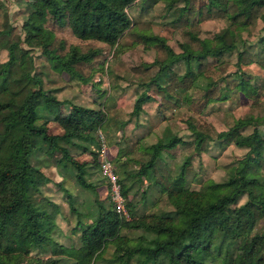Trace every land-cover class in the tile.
<instances>
[{"label": "trees", "instance_id": "16d2710c", "mask_svg": "<svg viewBox=\"0 0 264 264\" xmlns=\"http://www.w3.org/2000/svg\"><path fill=\"white\" fill-rule=\"evenodd\" d=\"M136 1L32 0L20 24L22 40L38 47L46 60L80 82L91 83L92 74L102 69L106 54L126 31L132 40L152 46L154 51L150 61L130 66L141 88L133 98L129 116H138L142 104L155 100V96L159 109L173 107L180 92L199 80L203 82V91L197 110L237 91L249 99L245 114L229 115L224 127L217 130L190 119L189 140L169 133L139 147L128 138H123L122 145L117 138H110L115 150L108 159L115 173L113 160L121 168L116 180L130 217L113 210L106 191L105 202L102 197L93 198L92 204L86 203L91 219L82 220L84 211L72 204L71 194L60 186L68 193L69 208L76 214L72 229L78 230L79 240L76 246L65 245L54 239L53 231L44 229L47 223L55 224L58 203L42 194L43 201L28 195V186L41 193L45 180H41L44 174L38 163L30 159L28 141L39 139L35 150L44 148L46 159L68 166L78 185L94 190L96 184L87 180L85 174L91 172L90 167L96 166L100 171L96 154L101 138L97 130L103 135L106 149L108 135L102 127L109 116L102 106L69 102L64 113L51 115L61 131L48 132L49 116L40 112L39 104L47 106L49 100H60L46 96L39 102L42 80L38 70L32 68L29 55L27 61L18 60L12 44H8L7 58L0 66V264H62L56 257L34 258V263L27 260L31 247L41 240L50 243L52 253L71 259L65 264H92L108 243L113 245L106 257L111 264H119L122 258L124 262L132 259L135 264H145L149 257L160 253L166 255L165 264H232L236 252L242 249L244 256L239 264H246L248 256L253 258L251 264H264L259 243L264 233L253 230L258 220L264 221V132L258 128L264 116V101L255 96L257 86L250 68L240 67L252 61L264 66V0H163L165 9H170V27L155 32L131 29L133 20L126 9ZM212 16L222 17L224 24L204 41L199 36L198 21ZM257 18L263 21V32L251 51L242 32L250 34ZM1 20L0 8V28ZM174 31L179 35L178 50L166 41ZM233 49V73H219L216 65L224 52ZM178 62L181 69L174 67ZM151 65L155 66L152 71ZM127 120L118 121L116 130ZM211 140L219 148L230 142L246 147L232 161L224 178H203L196 187L190 186L196 175L190 154L183 156L173 174L167 173L162 151L171 155L178 145L191 144L193 152L199 153ZM90 146L95 149L89 151ZM71 147L91 152L93 164L73 157ZM143 180L145 184L139 191L141 203L153 204L156 196L150 194L157 190L164 193L169 207L134 214L132 202L125 195L133 183ZM177 213L186 217L185 224L174 225ZM126 229L139 232L132 235Z\"/></svg>", "mask_w": 264, "mask_h": 264}, {"label": "rangeland", "instance_id": "374dc122", "mask_svg": "<svg viewBox=\"0 0 264 264\" xmlns=\"http://www.w3.org/2000/svg\"><path fill=\"white\" fill-rule=\"evenodd\" d=\"M32 0H0V8L2 9V20L0 28V66L7 58V45L12 44V50L18 60H28V55L31 57V66L34 70H38V75L42 80V93L39 96V102L44 100L46 96L60 100L56 102L49 100V104L44 106L39 104L40 112L49 116L47 119L48 132L59 133L61 127L51 119V115L56 113H64L68 107L69 102L79 103L86 106H102L109 116V121L103 124V131L106 136L105 154L109 158L111 151L115 150L112 139L117 138L119 144L122 145L123 138H128L139 147L145 146L154 141L157 137L175 133L181 137L189 140L191 134L187 127L188 120L192 119L194 123H206L213 129L217 130L224 127V123L229 115L240 116L245 114L249 99L240 95L237 91L230 94L229 97L223 100H213L207 102L201 109L197 110L195 107L199 100V96L203 91L202 80L194 82L185 88V91L180 92L178 100L173 107L159 109L157 107V100H148L142 104V110L138 116H129L128 112L131 109L133 98L140 90L138 85V77L130 72V66L140 61H150L153 57L154 51L152 46L144 45L140 41H134L123 32L116 41V46L110 50L105 57L101 70L95 71L91 76L90 82H80L67 71L61 70L52 62L46 60L39 52V48L34 45L25 43L23 32L20 27L21 21L25 14L29 11V2ZM194 3V1H193ZM165 2L163 0H155L149 2L148 0H137L136 3L127 7V13L133 20L134 30L155 32L162 30L163 27L169 28L170 9H165ZM194 17V16H193ZM193 18L192 21L194 20ZM199 36L208 41L210 36L223 26V18L219 16H212L205 19H200ZM263 21L259 18L256 20V25L250 34L242 32L243 37L248 43L249 50H255L254 41L263 32ZM179 37L178 33L171 32L166 38V41L175 49L178 50L176 40ZM118 46V48H117ZM249 67L254 74V84L257 86L255 96L257 99L264 101V66L252 61L248 64H240V67ZM154 65L149 67V70H154ZM176 69H181V63L174 64ZM236 67L235 49L224 52L223 59L216 65L219 73H233ZM188 98H184V96ZM2 112H0V115ZM126 123L116 130L117 122L125 120ZM258 128L264 132V116L258 122ZM113 133V134H112ZM213 140L209 141L207 148L199 153L193 152L191 144L178 145L177 149L171 154L167 155L162 151L164 160V167L167 173L173 174L184 155L190 154V162L192 169L196 175L190 181V186L196 187L198 181L203 178H212L220 180L225 177L228 167L236 156L241 155L246 147L236 145L232 142L218 147L213 144ZM40 144L39 139L33 138L28 141V146L32 150L30 159L38 163L44 176L41 180V193L39 190L28 186V195L35 201H43L41 194L46 198L58 203L59 212L56 213L52 225L47 223L44 229L53 231L54 239L65 245L76 246L79 243L78 230H73L75 225L76 214L69 208L68 193L72 196V204L83 212L82 220H90L91 216L88 214L86 203L92 204L93 198H102L108 191L104 176L101 175L98 168L90 167L91 172L85 174L87 180L96 184V189L88 190L78 185L73 178L68 166H61L59 164L51 163L50 159L45 158L44 148L35 150L34 145ZM89 151L94 150L92 146L88 147ZM72 156L79 161H86L88 164L92 163V153L87 150H81L76 147H71ZM97 156V154H96ZM98 157V156H97ZM43 159V160H42ZM46 159V161H45ZM44 161L46 162L44 164ZM115 171L119 176L120 167L116 161ZM130 166V165H129ZM147 181V180H146ZM45 182V183H44ZM145 180L141 183H133L127 190L125 197L132 202V211L135 215L140 213H147L155 208H166L169 205L166 202L165 195L160 191H152L150 195H155L156 199L153 204L148 201L141 203L140 201V187H143ZM60 186H63L68 192H63ZM149 195V197H150ZM108 197H104L105 202ZM84 204V206H83ZM128 212V211H127ZM128 213L127 218L130 217ZM186 217L182 214L174 215V225L180 226L185 224ZM259 233H264V221L258 220L253 227ZM128 234L138 233V230H124ZM194 240V238H192ZM261 249L264 251V234L260 239ZM113 245L108 243L99 254V258L94 260L92 264H111L106 260L112 251ZM177 246L173 247L176 250ZM30 263H34V258L56 257L59 263L65 264L70 261V258L64 257L62 254H54L51 251L49 242L41 240L40 243L31 247L29 251ZM244 256V249L236 252L232 260V264H239ZM166 255L163 253L155 257H149L145 264H165ZM252 256H248L246 264H251ZM135 264L132 259L119 261V264Z\"/></svg>", "mask_w": 264, "mask_h": 264}, {"label": "built area", "instance_id": "2783aa9c", "mask_svg": "<svg viewBox=\"0 0 264 264\" xmlns=\"http://www.w3.org/2000/svg\"><path fill=\"white\" fill-rule=\"evenodd\" d=\"M97 133L101 138V145L97 153L100 165L99 170L101 175L104 176L105 180L107 181L108 197L112 203L113 210H115L118 214L126 218L128 212L127 209L124 207L123 195L116 180L117 174L113 171L111 163L105 154V145L102 141L103 135L101 134L99 129L97 130Z\"/></svg>", "mask_w": 264, "mask_h": 264}]
</instances>
